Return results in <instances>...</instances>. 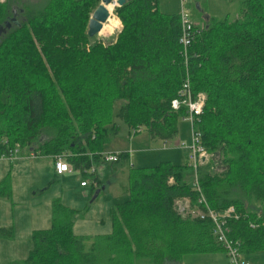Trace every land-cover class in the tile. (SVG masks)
Returning <instances> with one entry per match:
<instances>
[{"label": "trees", "instance_id": "1", "mask_svg": "<svg viewBox=\"0 0 264 264\" xmlns=\"http://www.w3.org/2000/svg\"><path fill=\"white\" fill-rule=\"evenodd\" d=\"M157 1L125 0L114 10L122 26L115 41L90 45L86 26L98 0L1 2L0 158L21 148L67 155L97 183L87 172L117 131L113 115L130 131L169 142L182 114L169 102L187 75L191 91L206 97L196 125L201 145L219 162L197 168L200 191L212 211L235 209L239 218L227 227L244 257L264 252V0H242L233 20L196 25L185 59L178 15L159 12ZM118 158L127 162L126 153ZM192 179L186 163L128 169L126 199L110 208L107 235H73L79 214L53 199L49 228L33 231L27 256L7 264H165L221 252L207 221L173 211L176 198L195 204ZM0 199H11L8 174ZM12 238L10 227L0 228V240Z\"/></svg>", "mask_w": 264, "mask_h": 264}, {"label": "rangeland", "instance_id": "2", "mask_svg": "<svg viewBox=\"0 0 264 264\" xmlns=\"http://www.w3.org/2000/svg\"><path fill=\"white\" fill-rule=\"evenodd\" d=\"M44 1L45 0H18V5H20V7L25 4L38 6ZM241 1L242 0H183L181 3V0H158L157 8L159 12L164 14H179L182 8L189 13L191 21L199 25L207 18L221 20L227 16L229 20L235 19L238 16ZM18 15L16 10V14L14 13L16 20L21 19ZM111 18L116 20L118 24L117 29L109 35H97L93 38H89V45L93 42L104 43L106 41H115L122 26L115 16L114 11L111 12ZM111 22L113 24L110 23L113 30L116 23L114 21ZM112 121L117 131L104 145L102 150L103 155L120 151L126 152L129 155V162L131 161L130 164H132L133 167L146 168L164 162L159 161L160 159H155L162 157L161 153H164L163 151H172L169 145L165 147L162 146L163 143L166 142H160L158 139H151L144 130L138 134L132 135L126 125L114 115ZM178 132L182 138V142L180 143L186 146L189 143L188 126L179 121ZM178 149L183 151L182 147ZM16 151V154L12 156L14 159L10 160V164L6 159H0V169H2L1 166L7 167L6 172L13 169L11 173H9L11 199L9 201L0 200V227H10L13 231V238L8 241L0 240V264H4L8 259L16 261V258H18V261L19 259L25 258L30 247V233H28L27 230L30 228L32 230V228L41 226L42 228L44 226H47V228L49 227L50 203L53 199L63 201L62 198L69 195L70 197L79 199V201L75 203L77 206L76 211L79 216H76L74 219L76 225L74 226V230H72L73 235L93 237L96 235L108 234L104 233L105 225L109 223L108 209L126 199L124 196L120 197L121 190L125 187L126 183L124 174L126 169L123 164L117 167L121 170L123 169L122 173H114L112 165L104 162H100L93 167L92 169L95 172L94 175L97 176L100 187H92L91 178L83 177L75 169L71 172L73 178L64 185L61 184L59 180H56V178L50 176L47 158L41 157L36 160L27 158V154L29 153L28 148L17 149ZM136 153L138 155H136ZM181 154L182 152L180 153L179 162L185 160L183 154L182 156ZM212 156V159L217 162L216 167H219L217 156ZM15 161L20 165L17 168H14ZM89 171L90 170L87 172L88 174L90 173ZM215 171L217 170L215 169ZM82 180L87 184V187L81 190L85 194L84 199L81 193L78 195V190L75 186L77 185V187H79V183ZM97 190L99 191L98 195L93 202H90ZM46 199L47 204L44 203ZM253 205L256 206L257 204ZM262 209L264 210V206ZM46 215L47 223L43 224ZM259 258L264 259V252H260L255 256V259ZM258 261L259 264H264V262Z\"/></svg>", "mask_w": 264, "mask_h": 264}, {"label": "built area", "instance_id": "3", "mask_svg": "<svg viewBox=\"0 0 264 264\" xmlns=\"http://www.w3.org/2000/svg\"><path fill=\"white\" fill-rule=\"evenodd\" d=\"M4 0H0V3ZM117 0H111L106 6H111V11L107 14L111 17V12L118 8L116 4ZM183 0H181V3ZM101 3L98 0V4ZM180 3V5H181ZM106 6L104 8H106ZM178 15L180 35L178 44L181 47L183 57L185 59L186 51L192 44L194 38L199 33L200 29L196 27L189 16V13L182 8ZM205 103V96L203 93H193L190 89L189 80L187 75L181 82L176 96L169 102V107L172 112H181L179 121L185 123L189 128V143L185 146L178 142V147H182L185 151L186 164L191 168L193 172V179L191 183V189L197 194L196 202L194 205L187 197L176 198L173 200V211L181 218L198 219L200 221H207L210 224V235L215 244L221 249L225 257L226 264H250L244 256L240 253L239 243L237 240H233L229 237V229L227 223L231 220H237L239 215L235 212L233 207H229L222 212L212 211L197 183L196 170L199 166L211 161L214 163V167L217 166V162L214 161L212 155H209L201 145V134L196 128L198 123V117L202 114V110ZM141 132V129H135L131 131L132 135ZM167 144L163 143V147ZM16 150L10 153L6 160H12L13 155L16 154ZM118 153L106 154L101 157V162L107 164H115L118 162ZM67 155H58L52 157L53 170L57 175H62L69 171L68 163L65 161ZM216 169V168H215ZM89 174H94V170L91 168ZM168 183H172V179H168ZM86 182H80V187H86ZM92 187L95 186V182L91 180ZM254 227V226H251Z\"/></svg>", "mask_w": 264, "mask_h": 264}, {"label": "crops", "instance_id": "4", "mask_svg": "<svg viewBox=\"0 0 264 264\" xmlns=\"http://www.w3.org/2000/svg\"><path fill=\"white\" fill-rule=\"evenodd\" d=\"M183 130H184V127H183ZM168 141L169 142H166V144L170 146L169 148L172 149V151L171 150L163 151L164 153H161L162 154V157L155 158V159H160L159 161L168 162V163H170L172 165H174V164L175 165H183V164H185L186 163L185 151L183 150L184 151L183 152L180 149H178L179 148L178 147V142H182L181 135H179V132H178V127H177V135L172 140H168ZM160 142H161V140H160ZM179 152L180 153L182 152V154H183V157L185 159V160H183V162H179V159H180V153ZM114 153H118L119 154V153H126V152H121L120 151V152H114ZM182 154H181V156H182ZM136 155H138V154L136 153ZM27 158L36 160L37 158H41V157H37L33 152L29 151V153L27 154ZM45 158H47V160H48L49 171H50V174H51L50 176L51 177L56 178V180H59L60 183L61 184H64V185H66L68 183V181L71 178H73L71 172L74 169L70 165H68L69 166V171L67 173H64L62 175H57V174L54 173V170H53V161H52V158L51 157H45ZM129 160H130L129 159V155L127 154V162L126 163H123L124 168L126 169V171L128 169H130V168L133 167L132 164H130L131 161L129 162ZM139 160L142 161L141 159H139ZM6 161L10 164V160H6ZM178 163H180V164H178ZM110 165H112V168H113V172L114 173H122V170L123 169L121 170V169L117 168L118 166L122 165V163H119V164H110ZM19 166L20 165L17 164V161H15V167L14 168H17ZM1 168L2 169H0V181L2 180V178L5 175H7V174L9 175V173H11V171L13 170V169H10V170H8L6 172L7 167L1 166ZM96 178H97V176H96ZM97 181L98 182L97 183L95 182V186H93V187H100V182H99L98 178H97ZM75 186H76V189L78 190V195H79V193H81L82 198L84 199V195L85 194L81 190L85 189L87 187V185H86V187H80V186L77 187V185H75ZM125 187H126V183H125ZM125 187L122 188L121 193H120L121 194L120 197H122V196L126 197V195H125ZM62 199H63V201H61V200L60 201L62 202V204L64 206H66V207H68L70 209H73V210H76L77 209V206L75 205V203L79 201L78 198L70 197V195H69V196H64V198H62ZM0 200L1 201H4L2 199H0ZM44 203L47 204V199L44 201ZM110 208L108 209V217H109ZM49 220H50V217H49ZM44 223L45 224L47 223V215L44 218L43 224ZM75 225H76V221L72 224V227H71L72 230H74V226ZM106 226H107V229H106ZM0 228H5V227H0ZM6 228H8V227H6ZM48 228H47V226H44L43 228H42V226L41 227H37V228H32V230L30 228V229L27 230V232L30 233V235H31V233L33 231H35V230H45V229H48ZM104 233H108V234L111 233V222H110V218H109V223H107V225H105ZM29 242H30V236H29ZM29 246H30L29 247V250H30V248H31V242H30V245ZM28 251H27V253H28ZM27 253H26V256H27ZM257 254H259V253H255V254H252V255H248V256H246L244 258L250 264H254V263L259 264V261L258 260H260L263 263L264 262V259H260V258L259 259H255V256ZM17 259L18 258H16V261H17ZM23 259L24 258L19 259L18 261L23 260ZM11 261L14 262L15 260L13 261V260L8 259L7 262H5L4 264L11 263ZM165 264H226V261H225V257L223 255V253L222 252H217V253H206V254H188V255L182 256L177 262H172L171 261V262H166Z\"/></svg>", "mask_w": 264, "mask_h": 264}, {"label": "water", "instance_id": "5", "mask_svg": "<svg viewBox=\"0 0 264 264\" xmlns=\"http://www.w3.org/2000/svg\"><path fill=\"white\" fill-rule=\"evenodd\" d=\"M110 1L111 0H100L101 3H99L96 6V8L93 10V12L90 14L86 28V35L88 38H93L94 36H97V34L100 32L102 28V24L106 22L108 18V14L104 7L108 5ZM124 2L125 0H117L116 4L118 7H120ZM6 27L8 26L6 25ZM98 192H99L98 190L95 191L90 202H92L96 198Z\"/></svg>", "mask_w": 264, "mask_h": 264}, {"label": "bare ground", "instance_id": "6", "mask_svg": "<svg viewBox=\"0 0 264 264\" xmlns=\"http://www.w3.org/2000/svg\"><path fill=\"white\" fill-rule=\"evenodd\" d=\"M105 9H106L108 12H110V11H111V6H106ZM111 21H114V22L116 23V26L113 28V30H112V28H111V26L113 25ZM110 23H111L112 25H111ZM117 25H118V24H117L116 20L112 19L111 17H108L107 20H106V22L102 24V28H101L100 32H99L97 35H99V36H101V35H109V34H111L114 30L117 29ZM189 80H190V79H189ZM137 134H138V133H137ZM201 140H202V139H201Z\"/></svg>", "mask_w": 264, "mask_h": 264}]
</instances>
